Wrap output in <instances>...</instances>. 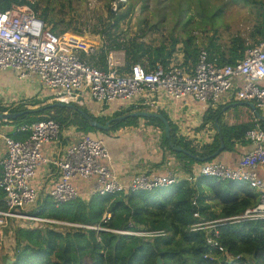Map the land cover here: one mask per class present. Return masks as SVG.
I'll return each mask as SVG.
<instances>
[{
	"label": "trees",
	"instance_id": "1",
	"mask_svg": "<svg viewBox=\"0 0 264 264\" xmlns=\"http://www.w3.org/2000/svg\"><path fill=\"white\" fill-rule=\"evenodd\" d=\"M13 6H27L34 13L39 10L38 3L33 0H0L1 12L9 11ZM110 15L114 19L113 24L106 29L109 32H102L109 39L110 30L117 28L127 17V14L116 16L111 11ZM39 18L52 25L54 33H69L68 27L62 29L64 21L51 18L47 11L42 12ZM212 31L213 34L202 44L193 35L180 40L171 38L169 44L162 43L158 47L139 42L138 39L124 42L111 39L107 43L104 41L97 57H90L88 60L106 69L107 53L123 50L128 68L133 64L150 68L162 65L166 68L180 54L183 55V67L194 68L201 49H205L209 60H216L218 65H236L244 59L249 48L264 42V8L260 9L249 35L253 43L247 42L242 35H234L224 40L219 33L220 29L215 26ZM73 34L76 35V31ZM179 45H182L180 53ZM81 54L86 58L83 52ZM49 100L51 97H47L46 102L33 97L29 101L23 100L16 107L0 106V113H22L31 108L33 110L16 120L0 122V125L19 127L52 120L59 125L62 133L75 128L80 136L89 135L97 140H101L96 137L98 134L108 133L90 127L80 111H84L102 125L110 119L98 118L79 105H73L76 110L56 107V103H48ZM224 109L225 107H220L209 110L201 128H205L207 124L219 127L224 138V151H234L238 143L245 141L247 132L255 127L256 117L248 106L238 105L234 109L246 110L252 121L229 124L225 122ZM132 111L133 109H129L116 113L113 119L132 114ZM162 114L169 120L164 112ZM140 120L141 118H128L114 124L111 131L128 126L135 127ZM145 120L159 129L161 146L176 157L186 173L194 175L191 169L193 165L207 163L174 152L166 138L164 124L157 119ZM258 123L264 130V122L258 120ZM170 125L173 145L184 148L196 157L208 158L220 148L218 133L211 144L198 148L177 137L176 127L172 123ZM9 135L17 141H23L29 136L27 133L16 132V129ZM212 161L214 160L209 162ZM3 197L0 190V209H4ZM195 199L197 205H193ZM259 202L260 194L251 190L244 182L218 181L198 176L195 183L181 180L169 187L152 191L112 195L95 193L88 200L78 196L59 205L50 196H46L39 199L37 206L29 214L54 223L35 226L11 224L3 229V233L9 234L11 231L14 236L13 264H158L159 259L162 264H212L205 259L206 255L219 257L218 264H264V220L228 223L218 228L221 244L230 254L239 257L233 262L208 245L207 230L191 231L195 224L241 216L255 208ZM196 213L199 218L194 216ZM160 231L165 236L149 238L134 235Z\"/></svg>",
	"mask_w": 264,
	"mask_h": 264
},
{
	"label": "built area",
	"instance_id": "2",
	"mask_svg": "<svg viewBox=\"0 0 264 264\" xmlns=\"http://www.w3.org/2000/svg\"><path fill=\"white\" fill-rule=\"evenodd\" d=\"M97 45L71 33H54L30 7L13 6L9 11H0V73L13 71L21 80L37 79L43 90L52 92L55 103L83 106V98L88 95L90 100L103 107L117 104L122 110L145 108L157 111L161 106L158 96L163 94L174 100L191 97L212 109L223 102H247L264 111V42L249 48L244 59L236 65L220 66L216 60H209L208 52L201 49L194 68L183 67V60L175 63L178 56L166 68L141 64L128 68L122 64L123 61L126 63L124 53L109 51L107 68L102 69L96 62L88 60L99 55ZM6 96H0V105L4 104ZM4 127L7 126L0 125V145L3 144L5 149L0 163V190L4 196V209H0V238L11 220L54 223L29 212L39 202V192L33 182L45 162L42 148L59 143L63 137L59 125L52 120L14 128L18 133L29 134L23 141L13 139ZM246 140L253 150L241 158L237 168L207 162L201 166L198 175L194 173L184 179L195 183L198 176H204L218 181L244 182L260 194L259 204L241 216L191 227L192 232L207 230L208 245L230 262L239 257L230 254L221 244L218 228L228 223L264 220V179L258 176L259 167L264 166V130L257 119L255 127L247 132ZM110 158V151L102 140L81 135L53 162L60 177L49 196L57 205L76 199L78 190L73 182L77 178L96 180V193L100 195L152 191L181 181L175 172L165 176L145 173L125 186L112 169L103 164ZM196 201L193 205H197ZM194 216L199 218L198 213ZM134 235L154 238L163 237L165 233ZM205 259L218 264L219 257L206 255Z\"/></svg>",
	"mask_w": 264,
	"mask_h": 264
},
{
	"label": "rangeland",
	"instance_id": "3",
	"mask_svg": "<svg viewBox=\"0 0 264 264\" xmlns=\"http://www.w3.org/2000/svg\"><path fill=\"white\" fill-rule=\"evenodd\" d=\"M33 2L38 3L39 10L35 13L38 17L47 11L51 18L64 21L62 29L68 27L69 33L73 34V31H76V35L94 45L102 42V47L104 41L107 43L111 39L119 42L138 39L139 42L158 47L162 43L169 44L171 38L180 40L188 35H193L199 44H202L213 34L214 26L220 29L219 33L224 40L234 35H242L247 42L253 43L249 35L260 9L264 8V0H33ZM110 11L116 13V16L127 14L117 28L110 30L111 39L102 33L108 31L106 29L113 24L114 19L110 17ZM46 25L52 28L47 22ZM181 48L182 45H179V53ZM116 52L124 53L123 50ZM177 56L175 63H180L182 55ZM122 64L126 63L123 61ZM35 82L34 79L21 80L13 71L1 72L0 96L7 95L1 106L16 107L23 100L29 101L39 94L38 100L46 102L48 94L36 86ZM27 85L32 88H28ZM12 225L35 226L36 223L15 220ZM14 243L13 234H3L0 238V248L3 251L0 252V264H4L5 259L11 256L10 251L14 249Z\"/></svg>",
	"mask_w": 264,
	"mask_h": 264
},
{
	"label": "crops",
	"instance_id": "4",
	"mask_svg": "<svg viewBox=\"0 0 264 264\" xmlns=\"http://www.w3.org/2000/svg\"><path fill=\"white\" fill-rule=\"evenodd\" d=\"M97 44H99L97 46L102 49V42H98ZM180 57L183 60V55ZM15 79L18 80L16 77ZM34 80H36V86L42 89L39 81L37 79ZM27 87L32 88L28 85ZM32 91L34 92L35 89H32ZM43 91L48 94L46 98L51 97L49 103H53L52 92L46 90ZM39 95L34 97L40 99ZM83 101L84 105L81 107L87 108L90 113L98 118L111 120L116 113L126 111L120 109V106L117 104L109 105L107 107L100 106L90 100L88 95L84 96ZM158 101L161 106L157 111H150L145 108L141 109V111H136L131 108L133 109L132 113L145 111L162 114V112H164L168 116L169 122L176 127V136L185 139L193 147L201 148L205 145L211 144L218 133L217 128L212 124H207L205 128H201L205 115L209 110H217L220 107H225V122L229 124H240L252 121L251 115L247 113L246 110L234 109L233 105L241 102H223V104L216 109H212L205 104L195 101L191 97L174 100L167 98L163 94H159ZM229 109L231 110L226 112ZM259 112L264 116V111ZM145 119L146 118H141L139 124L135 127L128 126L124 129L120 128L116 131L110 130L108 133L97 135V137L105 143L111 155L110 160L103 162V164L111 168L119 181L125 186H128L134 177L145 173L165 176L170 172H175L178 173L181 180L186 179L190 173H186L176 157L166 148L161 146V132L154 126L149 125ZM4 126H7L4 127V129L8 134L16 128V126L10 124ZM79 138L80 135L77 133L76 129L71 128L69 131L63 133V137L59 143L47 144L42 148V157L45 162L38 169L36 178L33 182L35 188H37L39 192V199L49 196L50 191L59 182V171L53 162L59 159L63 155L65 149L76 143ZM252 150L253 146L245 138L243 143H238L236 145L234 151L223 150V152L212 162H219L228 167L237 168L241 158ZM4 151V145L1 144L0 163L5 156ZM201 166L202 165L200 164L193 165L191 167L193 173L198 175ZM258 176L264 179V166L259 167ZM73 183L78 190V196L84 199L88 200L96 193V180L85 181L77 178ZM11 221L9 226L12 224ZM10 234H12L11 231L9 235ZM13 246H15V244ZM0 249V252H3L2 248ZM12 252L13 250L10 251L11 256L5 259L4 264H7L8 261H13Z\"/></svg>",
	"mask_w": 264,
	"mask_h": 264
},
{
	"label": "water",
	"instance_id": "5",
	"mask_svg": "<svg viewBox=\"0 0 264 264\" xmlns=\"http://www.w3.org/2000/svg\"><path fill=\"white\" fill-rule=\"evenodd\" d=\"M238 105L248 106L253 111L256 119L264 122V116L260 114V112L257 110L256 106L253 103L241 102V103L234 104L233 106L236 107ZM54 106H56V107H68V108L76 110V108L73 105H64V104L56 103ZM32 112H33L32 109H28L27 111L22 112V113H0V122L13 121V120L18 119L21 116L27 115V114L32 113ZM80 113L84 118H86L90 127L97 129V130H100V131H104V132H108V131L112 130V128L114 127V124L123 122V121L127 120L128 118L157 119L164 124V132H165V135H166L168 142L170 143L169 144L170 148L174 152L183 153V154H185V155H187L193 159H196L197 161H199L201 163H206L208 161L216 159L223 152V150L225 148L224 138L222 136V133H221V130L219 127H217L218 134L220 136V148H219V150L214 155H212L208 158H199V157H196V156L192 155L191 153L187 152L184 148L173 145V143L171 142L172 141V135H171L170 122L162 114L145 112V111L135 112V113H132L129 115H125V116H121V117H118L115 119H111L110 121H108L107 123L102 125L99 122H97L96 120L91 119L84 111H80ZM7 264H13V261H8ZM158 264H162L161 259L158 260Z\"/></svg>",
	"mask_w": 264,
	"mask_h": 264
}]
</instances>
